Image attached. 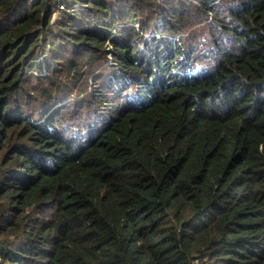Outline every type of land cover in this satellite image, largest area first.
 <instances>
[{"label":"trees","instance_id":"1","mask_svg":"<svg viewBox=\"0 0 264 264\" xmlns=\"http://www.w3.org/2000/svg\"><path fill=\"white\" fill-rule=\"evenodd\" d=\"M0 264H264V0H0Z\"/></svg>","mask_w":264,"mask_h":264},{"label":"rangeland","instance_id":"2","mask_svg":"<svg viewBox=\"0 0 264 264\" xmlns=\"http://www.w3.org/2000/svg\"><path fill=\"white\" fill-rule=\"evenodd\" d=\"M77 7V5H72V6H70L69 8H76ZM53 17H55L54 15H53ZM159 25V27H160V25H161V22H160V20L158 19V21H157V26ZM135 27H137V25H135ZM158 27V31L157 32H159L160 31V28ZM112 33H113V31L109 34V35H107L106 36V40H109L111 37H112ZM106 35V34H105ZM107 44V43H106ZM106 49H108V46H106ZM45 57H46V55L44 54H41V55H39L38 56V60L42 63V65L44 66V64H43V62H44V59H45ZM108 63V62H107ZM107 63H105V64H107ZM41 65V66H42ZM36 74H38V75H44V68H42V71H36L35 72ZM89 80H88V82H85V81H82L81 83H80V85L77 87V88H74L73 89V95L74 96H76V98H79V96H77L78 94H79V92H84V93H87L88 92V90H89V87H90V85H89ZM71 93V94H72ZM77 94V95H76ZM72 95V96H73Z\"/></svg>","mask_w":264,"mask_h":264}]
</instances>
